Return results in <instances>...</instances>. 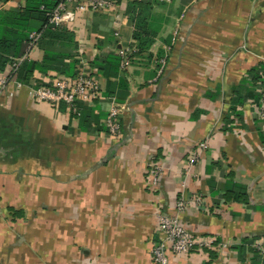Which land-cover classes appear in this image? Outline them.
Listing matches in <instances>:
<instances>
[{"label":"crops","instance_id":"obj_1","mask_svg":"<svg viewBox=\"0 0 264 264\" xmlns=\"http://www.w3.org/2000/svg\"><path fill=\"white\" fill-rule=\"evenodd\" d=\"M115 1V17L78 13L63 26L64 48L41 47L40 32L25 60L46 51L75 59L74 70L98 64L103 100L75 115L31 99L27 86L0 97V264H156L161 209L215 241L167 252L168 264H264L251 247L264 236V123L250 105L259 100L233 103L259 94L242 80L264 66V0ZM22 6L0 0V12ZM137 30L152 41L144 50ZM50 74L61 75L34 71L29 83ZM112 99L123 106L120 139L103 124ZM152 166L162 169L155 187ZM198 196L202 206L174 210Z\"/></svg>","mask_w":264,"mask_h":264},{"label":"built area","instance_id":"obj_2","mask_svg":"<svg viewBox=\"0 0 264 264\" xmlns=\"http://www.w3.org/2000/svg\"><path fill=\"white\" fill-rule=\"evenodd\" d=\"M119 11V3L115 0H58L56 7L51 11L48 23L53 28H60L71 23L78 13H98L115 17ZM40 38V32H32L27 38L26 53L20 58L13 59L7 73L0 77V97H12L24 86L15 80L19 65L27 60L28 53ZM124 53H121V57ZM123 59L122 66L126 64ZM264 72V70H263ZM100 74L90 67L86 61H81L76 66V75L73 77L50 74L45 77L44 82L30 83L27 86L28 96L54 107L65 105L68 110L78 115V104L93 106L104 99L99 84ZM14 83V89H9L8 85ZM259 103L250 102L257 118L264 123V75L258 87ZM123 106L116 100L110 101L109 110L103 120L106 127L107 136L110 139H120L122 136L121 114ZM208 147L207 142L198 145L199 150L203 151ZM198 160V155L192 154L185 163V173L188 174L191 167ZM161 167L152 166L149 170V184L155 187L160 180ZM184 188V185H182ZM182 196V193H181ZM202 206L201 197H192L186 200L180 197L177 200L175 211L177 213L192 207ZM157 229L162 235V240L155 243L152 249V261L156 264H168L167 252L175 255L190 253L196 250L210 249L214 247L215 241L211 238L197 237L191 233L178 219L176 215H170L161 209L157 213ZM254 252L264 256V236L251 245Z\"/></svg>","mask_w":264,"mask_h":264},{"label":"trees","instance_id":"obj_3","mask_svg":"<svg viewBox=\"0 0 264 264\" xmlns=\"http://www.w3.org/2000/svg\"><path fill=\"white\" fill-rule=\"evenodd\" d=\"M24 6L21 9L14 12H0V72L8 69L13 61V58H20L25 54V44L29 33L32 31L41 32L42 38L40 39V46L42 42H47L51 46L59 44L64 48L69 41V35L62 27L53 28L49 23V15L51 11L56 7L58 0H22ZM139 8L137 3L130 5L131 10ZM140 27V26H139ZM140 29V28H139ZM135 31L133 37L138 43L139 49H145L151 45L152 41L146 37L148 32ZM68 39V40H67ZM71 58L69 55H63L58 53L44 52V56L41 62L23 61L17 70L16 80L23 86H29L30 76L34 71H56L61 75H67L73 77L76 75V69L74 70L75 59L72 63H65L63 59ZM115 61V59H111ZM72 64V65H71ZM92 67H96L98 70V64H91ZM263 64H259L257 67L251 69L247 76L243 78V83H248L251 88H258L263 77ZM234 89H239L235 87ZM259 100V94L256 96L252 93L246 94L245 97L239 96L237 93L233 103L242 104L247 99ZM82 105V104H78Z\"/></svg>","mask_w":264,"mask_h":264}]
</instances>
